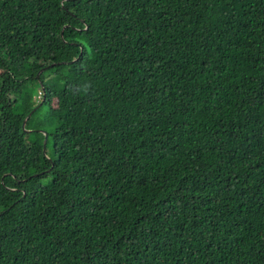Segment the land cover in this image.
Returning a JSON list of instances; mask_svg holds the SVG:
<instances>
[{
    "label": "trees",
    "instance_id": "obj_1",
    "mask_svg": "<svg viewBox=\"0 0 264 264\" xmlns=\"http://www.w3.org/2000/svg\"><path fill=\"white\" fill-rule=\"evenodd\" d=\"M0 264H264V0H0Z\"/></svg>",
    "mask_w": 264,
    "mask_h": 264
},
{
    "label": "water",
    "instance_id": "obj_2",
    "mask_svg": "<svg viewBox=\"0 0 264 264\" xmlns=\"http://www.w3.org/2000/svg\"><path fill=\"white\" fill-rule=\"evenodd\" d=\"M51 65V64H50ZM48 66V65H47ZM46 66H43V67H41L39 70H38V72H37V74H36V76L38 77L39 76V73H40V71H42L44 68H45ZM31 112V111H30ZM30 114V113H29ZM28 116V115H27ZM24 123H25V121H23V123H22V126H24ZM44 134H45V137H46V132L44 131ZM45 148V138H44V141H43V149Z\"/></svg>",
    "mask_w": 264,
    "mask_h": 264
}]
</instances>
